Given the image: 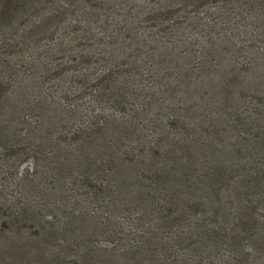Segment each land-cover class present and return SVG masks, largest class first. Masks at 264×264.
I'll return each mask as SVG.
<instances>
[{"label": "trees", "instance_id": "trees-1", "mask_svg": "<svg viewBox=\"0 0 264 264\" xmlns=\"http://www.w3.org/2000/svg\"><path fill=\"white\" fill-rule=\"evenodd\" d=\"M26 163L0 232L44 264H264V0H0V171Z\"/></svg>", "mask_w": 264, "mask_h": 264}, {"label": "rangeland", "instance_id": "rangeland-1", "mask_svg": "<svg viewBox=\"0 0 264 264\" xmlns=\"http://www.w3.org/2000/svg\"><path fill=\"white\" fill-rule=\"evenodd\" d=\"M31 167V163L23 164L16 173L7 176L0 171V178L3 179L0 180V206L9 204L14 210L12 215L2 213L0 210V221L3 218H8L9 222L12 217H18L19 213H16L17 206L12 205L19 203L23 199V195H21L23 190L20 187L23 186L21 181L27 176ZM97 205L95 202L92 207ZM56 210L57 208H54V212ZM46 214L40 216L43 220L40 221L42 225H56L59 222L54 217V214ZM3 225L4 223L0 222V228H4ZM100 245L108 247L110 243L108 240L102 239ZM46 254L47 249L39 236L35 239H25L16 234L15 228L4 229L0 232V264H44L39 260V257L46 256Z\"/></svg>", "mask_w": 264, "mask_h": 264}]
</instances>
